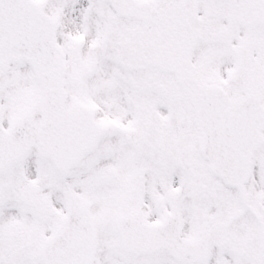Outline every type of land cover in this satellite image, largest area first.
Returning a JSON list of instances; mask_svg holds the SVG:
<instances>
[{
    "label": "snow or ice",
    "instance_id": "obj_1",
    "mask_svg": "<svg viewBox=\"0 0 264 264\" xmlns=\"http://www.w3.org/2000/svg\"><path fill=\"white\" fill-rule=\"evenodd\" d=\"M0 264H264V0H0Z\"/></svg>",
    "mask_w": 264,
    "mask_h": 264
}]
</instances>
